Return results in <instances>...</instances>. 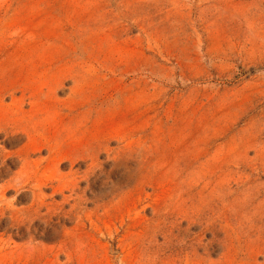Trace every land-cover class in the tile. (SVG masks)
Segmentation results:
<instances>
[{
    "label": "rangeland",
    "instance_id": "374dc122",
    "mask_svg": "<svg viewBox=\"0 0 264 264\" xmlns=\"http://www.w3.org/2000/svg\"><path fill=\"white\" fill-rule=\"evenodd\" d=\"M0 264H264V0H0Z\"/></svg>",
    "mask_w": 264,
    "mask_h": 264
},
{
    "label": "bare ground",
    "instance_id": "6f19581e",
    "mask_svg": "<svg viewBox=\"0 0 264 264\" xmlns=\"http://www.w3.org/2000/svg\"><path fill=\"white\" fill-rule=\"evenodd\" d=\"M72 108V107H71ZM65 114V113H64ZM63 115V114H62ZM59 116V115H58ZM61 117V116H60ZM69 118V117H68ZM58 119H62V118H58ZM64 120V119H63ZM52 128H53V126H52ZM70 130V129H69ZM68 131V130H67ZM72 131V130H71ZM23 133L24 132H18V133H7V134H5V136H6V139L8 140V141H10V142H12L14 139H17V140H19V135H22V137H23ZM64 133V132H63ZM35 135H38L37 133H34ZM71 134V133H70ZM78 134V133H77ZM65 136V135H64ZM67 136V135H66ZM77 137V136H76ZM15 141V140H14ZM43 148L44 147H41L40 149H38V152H41L42 150H43ZM47 149V151L49 152V154H51V149L50 148H46ZM71 208H72V210L70 211V212H72L73 210H74V207L73 206H70ZM38 212H39V209H36V213L38 214ZM70 212H67V213H65V212H61V214L60 215H58V216H56V220H57V222L59 221V223L60 222H65L64 221V219H65V215H67L68 216V214L70 213ZM47 214L48 213H46L45 215H37V216H35L34 217V221H36L37 219H41V218H43L44 219V222H45V224H47L46 223V216H47ZM34 216V215H33ZM32 217V216H31ZM33 218V217H32ZM68 219H70V218H68ZM51 221L53 220L52 218L50 219ZM50 220H48L47 222L49 223V224H51V223H53V222H51ZM69 221V220H68Z\"/></svg>",
    "mask_w": 264,
    "mask_h": 264
}]
</instances>
